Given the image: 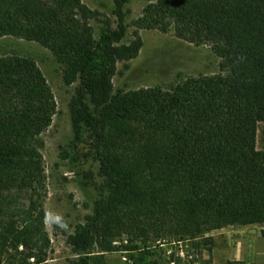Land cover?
Returning <instances> with one entry per match:
<instances>
[{"label": "trees", "instance_id": "trees-1", "mask_svg": "<svg viewBox=\"0 0 264 264\" xmlns=\"http://www.w3.org/2000/svg\"><path fill=\"white\" fill-rule=\"evenodd\" d=\"M112 1L115 22L97 38L91 24L97 12L82 0H0V39L39 44L60 65L64 83L79 84L70 102L73 139H89L106 203L70 239L77 264H89L96 246L114 251L112 240L124 236L139 239L119 250L135 264H159L151 249L158 242H191L202 254L213 249L214 231L264 226V148L257 146L264 0L150 3L136 29L173 31L208 46L219 72L169 90L116 93L117 65L135 59L143 42L138 31L124 42L128 0ZM55 115L37 62L0 56V264H48L40 137Z\"/></svg>", "mask_w": 264, "mask_h": 264}, {"label": "rangeland", "instance_id": "rangeland-1", "mask_svg": "<svg viewBox=\"0 0 264 264\" xmlns=\"http://www.w3.org/2000/svg\"><path fill=\"white\" fill-rule=\"evenodd\" d=\"M97 18L91 21L95 36H100L106 23L115 22L112 0H82ZM156 0H128V32L124 40L130 43L138 31L143 46L139 55L128 62H120L113 79L115 93L136 91L142 88L169 90L188 77L213 76L219 72V58L208 46H196L178 38L173 31L137 30L135 22L143 10ZM115 26V24H113ZM21 56L34 59L44 73L56 102V115L51 127L40 137L46 186L44 207L47 212L46 228L51 240L48 264H77L70 239L85 225L88 217L105 206L106 194L102 190L99 162L87 142L76 143L73 139L70 102L79 84L67 86L62 70L52 53L35 42L11 37L0 39V56ZM89 105L90 100L87 98ZM92 106V105H91ZM258 148H264V125L258 134ZM233 231L223 228L214 231L215 244L211 251L202 254L191 242H158L153 246V258L159 264H227L230 252L241 239ZM231 232V233H230ZM124 236L112 240L114 251L100 253L93 249L89 264H135L133 255L119 251L122 246L139 244V239ZM119 248V249H118ZM32 263V261H30ZM206 264V263H205Z\"/></svg>", "mask_w": 264, "mask_h": 264}, {"label": "crops", "instance_id": "crops-1", "mask_svg": "<svg viewBox=\"0 0 264 264\" xmlns=\"http://www.w3.org/2000/svg\"><path fill=\"white\" fill-rule=\"evenodd\" d=\"M229 229L233 231L234 228L229 227ZM236 235L243 239L232 248L231 261L264 264V226L237 227Z\"/></svg>", "mask_w": 264, "mask_h": 264}]
</instances>
